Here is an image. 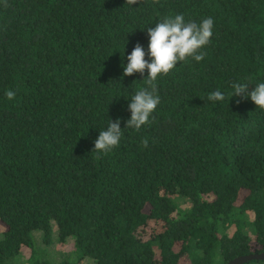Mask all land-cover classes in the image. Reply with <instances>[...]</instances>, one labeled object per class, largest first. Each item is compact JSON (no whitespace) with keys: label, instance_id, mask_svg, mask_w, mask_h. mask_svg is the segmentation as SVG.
Masks as SVG:
<instances>
[{"label":"trees","instance_id":"obj_1","mask_svg":"<svg viewBox=\"0 0 264 264\" xmlns=\"http://www.w3.org/2000/svg\"><path fill=\"white\" fill-rule=\"evenodd\" d=\"M177 13L213 18L205 59L177 62L151 123L98 155L99 131L125 126V95L143 84L123 75L127 55ZM239 79L264 81V0H0V264H226L264 252V110L228 99Z\"/></svg>","mask_w":264,"mask_h":264},{"label":"clouds","instance_id":"obj_2","mask_svg":"<svg viewBox=\"0 0 264 264\" xmlns=\"http://www.w3.org/2000/svg\"><path fill=\"white\" fill-rule=\"evenodd\" d=\"M128 2L134 5L137 0H128ZM213 30L212 17H204L197 22L186 20L182 13L167 15L158 20L154 26L147 28V50L137 43L127 55V63L123 66L125 76L134 73L144 76L142 86L130 97L121 91L120 95H125L129 99L127 107L130 117L123 128L120 126L119 118L114 122L107 120L106 127L101 128L94 141L93 151L98 155L109 153L120 145L124 135L123 129L139 131L151 123L153 114L161 103L159 80L174 71L177 68V62L180 65L188 61L199 63L204 60L205 49L212 41ZM250 83V80L245 79L232 81L228 99L232 96L248 98L254 102L255 107L264 110V81L255 83L251 90L248 87ZM225 95V92L218 88L209 92L206 99L214 105L223 104ZM6 97L12 100L15 92L7 91ZM142 143L147 147V139H144Z\"/></svg>","mask_w":264,"mask_h":264},{"label":"water","instance_id":"obj_3","mask_svg":"<svg viewBox=\"0 0 264 264\" xmlns=\"http://www.w3.org/2000/svg\"><path fill=\"white\" fill-rule=\"evenodd\" d=\"M251 260H264V252L240 255L229 260L226 264H246Z\"/></svg>","mask_w":264,"mask_h":264},{"label":"rangeland","instance_id":"obj_4","mask_svg":"<svg viewBox=\"0 0 264 264\" xmlns=\"http://www.w3.org/2000/svg\"><path fill=\"white\" fill-rule=\"evenodd\" d=\"M1 230H3V226L0 224V233ZM52 251H66V250H70L72 248L71 243L67 242L65 244H55L52 245ZM21 253H22V257L23 259L28 258L29 254H30V248L27 246H23L21 249Z\"/></svg>","mask_w":264,"mask_h":264}]
</instances>
